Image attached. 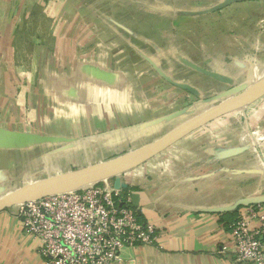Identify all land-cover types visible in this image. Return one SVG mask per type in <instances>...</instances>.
Here are the masks:
<instances>
[{
  "label": "crops",
  "instance_id": "1",
  "mask_svg": "<svg viewBox=\"0 0 264 264\" xmlns=\"http://www.w3.org/2000/svg\"><path fill=\"white\" fill-rule=\"evenodd\" d=\"M113 1L51 0L47 11L38 0H0V198L147 147L187 120L213 86L231 98L264 85V28L250 5L264 0L227 5L246 7L235 14L236 33H192L187 44L172 35L179 19L199 20L197 10ZM152 11L161 28L145 20ZM171 16L179 25L165 28ZM258 117L264 128V109ZM251 124L244 119L236 140L190 134L119 177L157 242L124 250L115 264H239L231 227L244 207L234 206L264 197V156ZM16 209L0 212V264H44Z\"/></svg>",
  "mask_w": 264,
  "mask_h": 264
},
{
  "label": "built area",
  "instance_id": "2",
  "mask_svg": "<svg viewBox=\"0 0 264 264\" xmlns=\"http://www.w3.org/2000/svg\"><path fill=\"white\" fill-rule=\"evenodd\" d=\"M243 210L231 227L234 259L264 264V205ZM16 217L44 264H115L124 250L157 242L156 228L138 219L129 197L107 185L23 203Z\"/></svg>",
  "mask_w": 264,
  "mask_h": 264
},
{
  "label": "rangeland",
  "instance_id": "3",
  "mask_svg": "<svg viewBox=\"0 0 264 264\" xmlns=\"http://www.w3.org/2000/svg\"><path fill=\"white\" fill-rule=\"evenodd\" d=\"M41 1V2H40ZM116 1V5L117 7L119 6L120 2H124V0H114V2ZM143 1V0H142ZM146 1V0H144ZM224 0H162L163 5H165V7L171 10H175L176 8L179 9H183L184 7H191L194 10H197V14H200L198 19L196 21H191L188 18H183V19H177L176 16H171L168 17L166 19H163V26H165V28L169 27L170 25H172L173 27L177 25V20L179 23H182L181 26H179V29L177 31H175V33H173V37L174 35H176L175 40L177 43H185L187 44L190 40V34H194L192 35L193 37H197L198 38L205 34L206 32H208L210 34V36L212 38H215L218 40V37L221 33V28L228 27L230 26V34L233 33V31L236 33V31L238 30L236 27L238 25L237 19L234 18L236 15V13L238 11L243 10V8L245 9V5H241L239 8L237 9H229L226 8L227 6L223 7L222 9L219 10H215V7L218 6L219 4L223 3ZM51 0H38V6H43L45 10L47 11H51L53 10V6H50ZM152 0H148L145 4L147 6H152L154 4V10H158L159 8H161V4H155L153 3ZM56 5V4H55ZM115 5V6H116ZM122 5V4H121ZM120 5V6H121ZM250 5H254L255 8L257 9V22L261 24V27L264 28V2H253V4ZM57 6V5H56ZM122 8L121 10V14L119 15V17H122L124 8ZM120 8L118 9L120 12ZM152 8V7H151ZM224 8H226L225 10H223ZM126 9V8H125ZM103 11H108V12H114L113 10H116L115 7L112 8H103ZM165 11L168 12V11ZM223 10V11H221ZM54 11H55V6H54ZM53 12V11H52ZM222 12V13H220ZM153 13V11L151 12V14ZM164 13V12H163ZM153 15V14H152ZM147 15V20L149 23V27H155V26H159L156 28H161L158 21H157V16L156 15ZM262 15V16H261ZM156 16V17H155ZM164 16V15H163ZM259 16L261 18H259ZM145 18V16H144ZM234 18V19H231ZM190 20V21H189ZM256 21V20H255ZM191 22V23H189ZM223 25V27H222ZM191 29V31H189ZM167 33V29H165ZM164 34V35H165ZM159 38H161L159 36ZM180 38V39H179ZM180 40V41H179ZM126 41V40H125ZM128 41V40H127ZM260 45L262 47H264V37L262 38L261 42H259ZM185 46V45H183ZM187 48V46H185ZM257 68L259 69L258 72V76L260 75H264V48L260 49L259 52L257 51ZM134 69H137V67H135ZM264 80V76L262 78L259 79V81ZM214 87V90L212 91L213 94L201 99V101H196V103L190 105L189 107H192L188 112V117H186V119H189L192 116H196L200 113H203L211 108L216 107L217 105H219L220 103H223L225 101L228 100V98H220L218 97L222 91L224 92V87ZM235 89V88H234ZM220 90V91H219ZM233 90V89H231ZM227 93V92H226ZM264 109V95H262L260 98H258L257 100H255L252 104H247L243 109H237V110H233L230 111L220 117H218L217 119L209 122L208 124L204 125L203 127L199 128L198 130L194 131L196 133H193L194 135H191L192 137L197 138L198 133L203 132V134L205 133H209V135L215 136V135H219L220 139L223 140H227V139H231L233 138V140L235 139H239L238 137H241L244 131V128L242 127L241 124H243L244 119H246V121L248 123H252L250 125V128L248 133L251 135H254L255 131L257 130V132H259V135H256L257 138L255 137L254 139L257 142V151L262 154L264 156V128H261V123L259 122V110ZM255 115L251 114L254 113ZM258 113V114H257ZM258 117V118H257ZM252 127V128H251ZM254 129V130H253ZM188 135V136H189ZM200 136V135H199ZM207 136V134H206ZM187 137V136H186ZM191 137V138H192ZM185 138V137H184ZM253 138V137H252ZM200 139V138H199ZM253 139V140H254ZM256 144V143H255ZM95 161V160H94ZM97 165V164H96ZM118 176L117 174L114 175L112 178L113 179H109L107 182L102 183V182H98L96 183V186H104L107 185L108 187L111 188V186L113 185V181H114V177ZM121 176V175H120ZM119 177V176H118ZM95 185V184H94ZM92 185V186H94ZM91 187V186H89ZM14 207L8 209V210H13ZM6 211V210H5Z\"/></svg>",
  "mask_w": 264,
  "mask_h": 264
},
{
  "label": "water",
  "instance_id": "4",
  "mask_svg": "<svg viewBox=\"0 0 264 264\" xmlns=\"http://www.w3.org/2000/svg\"><path fill=\"white\" fill-rule=\"evenodd\" d=\"M242 1H253V0H224L223 3L219 4L218 6L215 7V10H219L222 9L223 7L234 3V2H242ZM257 1V0H254ZM259 81V82H263ZM252 86V84L248 87H246L243 91L238 92L235 96L228 98L227 101L220 103L219 105H217L214 108H211L203 113H200L196 116H192L189 119L185 120L179 127H177L176 129L170 131L169 133H167L163 138L159 139L158 141L148 145L150 146H154L157 144H161V146L155 150L150 156L144 158L142 161H140L139 163H137L135 166L124 170L123 172H121L118 176L120 177V175H122L123 173H126L134 168H136L137 166L141 165L142 163H144L145 161H147L148 159L156 156L159 152H161L162 150H164L165 148H168L169 146L175 144L176 142L180 141L181 139H183L184 137L188 136L189 134L193 133L194 131L198 130L199 128L203 127L204 125L208 124L209 122L217 119L218 117L233 111V109L240 105L241 103L245 102L248 99H251L252 96L250 94V87ZM232 93V92H231ZM230 94V93H229ZM227 94V95H229ZM262 95H264V88L263 90L255 97L254 101L257 100L258 98H260ZM220 98H224V97H220ZM146 147V146H145ZM144 148V147H143ZM142 149V148H140ZM139 150V149H138ZM133 152V151H132ZM131 153V152H130ZM129 154V153H127ZM127 154H124L122 156H119L117 158L105 161V162H110V161H114L117 160ZM105 162H101V163H105ZM100 164V163H97ZM96 165V164H94ZM92 166V165H89ZM88 166H86L85 168H87ZM80 169V170H84ZM80 170H76V171H72V172H68L65 174H56L52 177L46 178L44 180H41L39 182H36L34 184L31 185H26L23 186L22 188H20L19 190H16L15 192L6 195V196H2L0 198V212H3L5 210H8L12 207H18L19 205V192H21L22 190H24L26 187L28 188H32L36 185L42 184L44 182H48L51 180H54L56 178H58V176H66V175H70V174H76L77 172H79ZM116 176L114 177V181H113V189L115 190H126V186L123 184L121 185L119 182V177ZM113 179V178H111ZM97 185V184H95ZM87 187H81L77 190L74 191H78L81 189H84ZM72 191V192H74ZM37 200V199H36ZM26 203V202H23ZM21 203V204H23ZM20 204V205H21ZM254 205H264V197H256V198H247V199H243L238 201L235 206L234 209L238 208V207H248V206H254ZM131 206L134 208L137 206L136 204V200L134 199V196H132V203Z\"/></svg>",
  "mask_w": 264,
  "mask_h": 264
},
{
  "label": "bare ground",
  "instance_id": "5",
  "mask_svg": "<svg viewBox=\"0 0 264 264\" xmlns=\"http://www.w3.org/2000/svg\"><path fill=\"white\" fill-rule=\"evenodd\" d=\"M264 85H259L250 91L251 99L246 100L233 110L244 108L247 104L254 101L255 97L263 90ZM161 144L147 146L132 153H129L117 160L100 163L84 170H80L76 174L66 176H58V178L36 185L32 188H25L19 192V203L38 200L47 196L62 195L70 193L81 187H89L98 182L105 183L114 175H119L144 158L150 156L157 150ZM20 205V204H19Z\"/></svg>",
  "mask_w": 264,
  "mask_h": 264
}]
</instances>
